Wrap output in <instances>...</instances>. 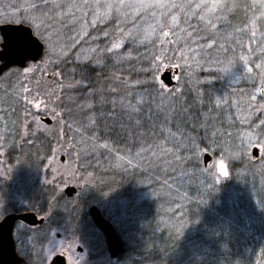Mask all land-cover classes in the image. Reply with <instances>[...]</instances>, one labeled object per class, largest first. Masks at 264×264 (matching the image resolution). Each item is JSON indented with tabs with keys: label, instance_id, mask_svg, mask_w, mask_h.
<instances>
[{
	"label": "rangeland",
	"instance_id": "1",
	"mask_svg": "<svg viewBox=\"0 0 264 264\" xmlns=\"http://www.w3.org/2000/svg\"><path fill=\"white\" fill-rule=\"evenodd\" d=\"M221 3L220 0H0V25H25L44 46L38 61L17 70L9 68L0 75V219L7 214L5 207L24 212L32 193L44 184L56 190L55 195L64 197L66 187L76 188L74 195L66 196L62 202L64 222L57 227L47 226L61 219V215L54 218L56 213L48 217L38 215L48 221L45 228L32 230L22 223L15 224L13 239L17 252L25 257L32 250L31 264L38 260L36 256L41 257L40 264H48L56 254H64L66 264L102 263L99 251L100 247L105 248L104 243L97 239L94 250L91 243L94 235L83 223L91 206L84 202V196L93 180L94 162H102L105 171L112 173L132 171L135 162L157 164V160L170 158L169 142L158 141L154 146L145 147L144 139L134 138L129 131L125 132L123 125L114 126L111 119L114 130L107 132L128 138L131 144L138 146L130 152L116 149L111 134L100 137L94 131V114L89 115V108L84 115L73 117L76 106L72 102L77 92L88 91L84 76L89 68L109 69L113 73L121 71V64L148 66L150 85L125 79L120 84L122 89L108 86L101 107L110 109L113 115L115 112L125 116L135 114V110L140 112L138 106L151 100L162 106L159 111L154 110L158 120L162 118L170 124L173 102L178 99L183 105L187 99L188 123L190 101L194 99L202 105L212 97L215 115L210 120L203 118L205 131L200 139H195L197 142L193 141V151L204 168L200 175L207 174L216 184L227 180L225 160L237 156L235 150H240L241 144L251 159L263 157V147L255 143L257 129L254 127L257 126L256 108L264 105V53L255 59L254 22L246 23L249 35L243 41L232 31L217 30V24L226 22ZM214 10L217 17L213 16ZM198 15H205L204 25L215 34L212 39L195 37L193 32L191 36L192 21L188 26L187 19ZM117 44L119 48L115 47ZM142 48L153 56L149 65L139 59L138 54L133 55ZM169 67L176 68L177 72L172 73V85L166 86L160 75ZM119 78L116 80L120 81ZM214 81L220 84L219 88L213 85ZM5 84L8 89L4 88ZM205 88L213 95L206 96ZM106 101L110 107L105 105ZM222 114L225 121L221 119ZM41 118H49L51 124L46 125ZM188 124L190 128L191 123ZM32 136L40 137L46 149L39 155L34 153V160L29 157L22 163L9 147L18 140L14 144L16 149L21 140ZM155 136L152 141H157ZM181 136L174 132L168 138L183 144L186 139ZM261 137L264 138V128L259 131L258 138ZM200 143L210 150L200 149ZM253 148L257 149V157L252 154ZM96 152L101 155L95 157ZM213 152L220 157H213ZM205 154L211 155L206 165ZM185 176L170 178L162 188H156L154 196L171 198L175 187L186 181ZM178 177L184 181L178 182ZM143 193L144 196L150 194ZM102 198L104 205L99 206L100 210L112 216L116 214L115 199L105 194ZM180 203L171 211L180 214ZM88 253L94 254V261L89 259ZM125 258L107 259L102 264H140ZM254 263L264 264V259Z\"/></svg>",
	"mask_w": 264,
	"mask_h": 264
},
{
	"label": "trees",
	"instance_id": "2",
	"mask_svg": "<svg viewBox=\"0 0 264 264\" xmlns=\"http://www.w3.org/2000/svg\"><path fill=\"white\" fill-rule=\"evenodd\" d=\"M220 1H222L221 8L224 9L226 22L217 24V30H224L226 33L232 31L243 41L249 35L246 33L248 27L246 23L254 22V31L250 29L254 32V52L257 60V57L264 53V0ZM215 12L216 10L212 12L213 16L217 17ZM204 17L205 15H198V17L188 18L187 24L189 26V22L192 21L191 36L193 32L195 37L201 36L205 39L207 37L210 40L215 34L212 29H208L209 27L204 25L206 19ZM235 45H233V53L236 51ZM136 54L147 65H149L148 61L153 60L152 54L144 52V48L133 52V55ZM252 64L258 66L256 62ZM136 65L121 64V71L113 73L109 69L89 68L84 76L86 81L84 84H87L88 91L86 92L84 89L77 92L78 96L72 102V105L76 106L74 108L76 114L73 117H78V114L84 115L87 108L90 109L89 115L94 114L92 119L94 127H92L100 134V137H107V134H111L107 131L112 132L114 126L119 124L123 125L125 132L129 131L134 138L138 136V139H144L142 141H144L145 147L154 146L158 141L169 142L172 147L169 159L164 157L163 160H157V164H149L146 161L135 162L138 167H134V165L132 171L123 170L122 172L108 173L102 162L93 164V180L92 183L90 182L89 188L87 187L89 191H86L88 194H85L84 202L103 207L102 197L104 194L105 197H113L117 202L116 214L112 216L110 213L106 214L103 211L102 213L115 227L121 240L123 248L118 258L126 257V260L140 264H255V261L263 260L264 155L251 159L241 144L240 150H235L237 156L225 160L228 171L227 180L216 184L215 179L210 180L207 174L206 176L200 175L201 172H204V168L199 164L193 151V143L197 142L195 139L198 140L201 133L205 131V127L202 126L203 118L210 120L215 115L212 97L205 100L202 105H199L194 99L190 101L191 117L188 122L191 123L190 128H187L190 126L187 123V99L183 105L178 99L173 102V106L170 107L173 111L170 114L172 115L170 124L162 118L158 120L155 111L157 109L159 111L161 109L159 107L162 106L152 103L151 100L143 106L137 107L140 112L135 110V114L131 112L126 116L125 114H116V112L113 115L114 112L110 109L101 107L102 100H105L103 96L109 89V85H112L113 88L119 86L122 89L120 84L125 79L150 85L146 70L148 66L137 67ZM143 68L145 70L141 71ZM12 69L17 70L15 67L9 70ZM118 76H120V81L116 80ZM213 85L216 88L220 86L216 81L213 82ZM205 87L207 88V86ZM4 88L8 89V85L5 84ZM206 94V96L213 95L207 90ZM105 105L110 107L108 102ZM256 109L257 126L254 128L257 129V134H255L257 138L255 143L260 144L264 150V138H258L259 131L261 132V129L264 128V105ZM217 114L220 118V113ZM224 117L225 115L222 114L221 119L225 121ZM111 119L114 121L113 127L110 123ZM260 121L262 124L259 123ZM207 131H210V128ZM174 132L182 134L181 137L186 139L185 143L176 144L174 140H169L168 136L171 137ZM165 134H167L166 137L163 136ZM111 136V139L114 140L113 147L116 149L130 152L133 150L132 148L138 147L131 144L128 138H121V135L116 136L112 133ZM154 136L155 139L158 138L157 141H152ZM190 137L192 141H190ZM194 140L195 142H193ZM16 141L18 140H14L9 148L22 163L29 157L34 160V153L39 155L41 150L45 151L46 149L40 137L33 138L32 136L21 140L18 148L15 149ZM215 145L213 144V146ZM198 146L200 149L210 150V147L203 143ZM214 154L213 157H220ZM99 155L101 154L95 153V157ZM176 175H186L184 177L186 181L180 177L176 178L178 182L184 181L181 183L182 186L175 187L176 192L171 195V198L165 199L163 196L156 198L154 196L156 188H162L170 178H175ZM145 191L150 194L144 196L143 192ZM56 193V190L48 184L40 186L32 193L30 204L24 211L47 217L56 213V217L53 215L55 219L61 215V219H57L58 223L53 222L47 225L57 227L64 222L62 202L66 195L64 194V197L60 194L55 195ZM179 203L182 205L180 214L172 212L173 207L179 206ZM3 209L6 211L5 213L15 212L7 207ZM85 218L83 223L89 228L90 234L94 235V243H98V240L103 241L101 234L92 226L89 217ZM175 221H179V223H175ZM47 222L46 220L37 229H41L43 226L45 228ZM32 230L34 229L32 228ZM31 252L32 250H29V253L27 252L24 257L27 261L26 264H31L30 261L34 260ZM99 253L102 263L110 259L107 258L108 254L105 248L100 247ZM36 257L38 260L33 264H40L41 257Z\"/></svg>",
	"mask_w": 264,
	"mask_h": 264
},
{
	"label": "water",
	"instance_id": "3",
	"mask_svg": "<svg viewBox=\"0 0 264 264\" xmlns=\"http://www.w3.org/2000/svg\"><path fill=\"white\" fill-rule=\"evenodd\" d=\"M0 75L11 67L24 68L29 62H36L43 53L42 42L32 33V30L22 24L0 25ZM173 69V71H172ZM176 68H167L160 75V80L166 85H172V73ZM46 125L51 124L49 118H41ZM253 156L257 157V149H252ZM63 159V158H61ZM211 159L209 154L203 157L204 164ZM76 188L68 186L64 189L67 197H72ZM88 216L102 234L106 251L111 259H116L122 251V243L114 226L101 214L97 206L88 208ZM16 222H22L28 226H40L44 219L38 217L34 212H11L0 220V264H24V260L17 255L13 240V228ZM81 251V248H77ZM48 264H66L64 254L54 255Z\"/></svg>",
	"mask_w": 264,
	"mask_h": 264
},
{
	"label": "flooded vegetation",
	"instance_id": "4",
	"mask_svg": "<svg viewBox=\"0 0 264 264\" xmlns=\"http://www.w3.org/2000/svg\"><path fill=\"white\" fill-rule=\"evenodd\" d=\"M37 215V214H36ZM44 219V218H43ZM44 222H45V219H44ZM44 224V223H43ZM42 224V225H43ZM42 225H40V226H34V227H31V226H28V225H25L26 227H28V228H38V227H41ZM93 226V225H92ZM94 227V226H93ZM95 228V227H94ZM95 230H96V228H95ZM100 233V232H99ZM102 236V235H101ZM95 238V237H94ZM103 238V237H102ZM95 241V240H94ZM94 241H91V243H92V245H94V247H93V249L95 250V244H94ZM14 245H15V242H14ZM104 246H105V244H104ZM15 251H16V253H17V255L18 256H20L25 262H24V264H26L27 263V261H26V259L22 256V255H20L18 252H17V248H16V246H15ZM105 251H106V248H105ZM78 252H81V251H78ZM88 256H89V259L91 260V261H94V254H90V253H88ZM66 261H67V259H66Z\"/></svg>",
	"mask_w": 264,
	"mask_h": 264
},
{
	"label": "snow or ice",
	"instance_id": "5",
	"mask_svg": "<svg viewBox=\"0 0 264 264\" xmlns=\"http://www.w3.org/2000/svg\"><path fill=\"white\" fill-rule=\"evenodd\" d=\"M115 47H116V48H119V47H120V45H119V44H117V45H115ZM249 71H251V69H249ZM227 174H228L227 172H225V173H224V175H227Z\"/></svg>",
	"mask_w": 264,
	"mask_h": 264
},
{
	"label": "bare ground",
	"instance_id": "6",
	"mask_svg": "<svg viewBox=\"0 0 264 264\" xmlns=\"http://www.w3.org/2000/svg\"><path fill=\"white\" fill-rule=\"evenodd\" d=\"M89 208V207H88ZM88 208H87V216H88ZM98 209L100 210V208L98 207ZM101 214L103 215L102 211L100 210ZM104 216V215H103ZM105 217V216H104ZM106 218V217H105ZM123 248V246H122Z\"/></svg>",
	"mask_w": 264,
	"mask_h": 264
}]
</instances>
